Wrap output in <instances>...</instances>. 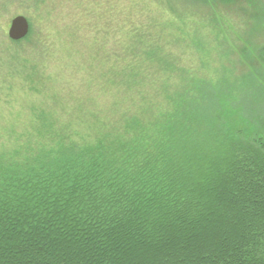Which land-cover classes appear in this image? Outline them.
Segmentation results:
<instances>
[{
	"label": "trees",
	"instance_id": "obj_1",
	"mask_svg": "<svg viewBox=\"0 0 264 264\" xmlns=\"http://www.w3.org/2000/svg\"><path fill=\"white\" fill-rule=\"evenodd\" d=\"M48 1L0 0V264H264V0L246 10L262 43H227L212 67L164 41L196 38L172 25L194 32L188 8L147 0L168 14L157 27L143 0H93L104 27L89 32L112 51L100 43V83L77 105L42 88ZM14 5L33 28L16 41L1 21Z\"/></svg>",
	"mask_w": 264,
	"mask_h": 264
},
{
	"label": "rangeland",
	"instance_id": "obj_2",
	"mask_svg": "<svg viewBox=\"0 0 264 264\" xmlns=\"http://www.w3.org/2000/svg\"><path fill=\"white\" fill-rule=\"evenodd\" d=\"M48 1V0H47ZM105 0H99L98 5L102 3L101 9H104L107 3ZM108 2V0H106ZM142 2L141 0H139ZM145 4L150 6V13L153 18H156L157 27L163 26L164 23L169 22L167 19V13L159 10L157 4L151 3L147 0ZM174 3L180 4L181 8H188V19L193 21L196 25L194 32L185 22H176L172 16V25L179 29L183 26L184 33L188 31L195 36L193 42L191 41H174V37L168 36L164 41H169L172 44L174 58L179 59L180 65L190 63H209L208 67L214 66L218 59L223 57L227 58L228 48L225 46L227 43H233L242 40H247L256 44L262 43L261 33L259 29L251 25L250 12L246 11L249 7V3L252 0H172ZM255 1V0H253ZM259 1V0H257ZM43 7H47L48 10L44 12V17L47 21V25L44 28L48 31L49 35V54L46 57L45 65L40 69V80H46V84L42 87L45 90H55L59 95H69L75 93L71 105H77V102L81 104H88L86 101L87 94H93L96 92L99 72L102 70V66H98L97 62L104 60V50H100L101 42H108L106 49L112 51L113 39L105 40L97 36L93 39L89 32V25L95 28L104 27V22L97 20L98 7L93 0H50L48 4L45 3ZM179 7V6H178ZM22 7L16 5L12 6L10 13L6 15L1 21L4 25L3 33L7 36V30L9 28L10 21L17 15H23L27 18L29 23V32H33L32 22L28 17L27 11ZM31 11L35 12L32 8ZM205 11L206 13H202ZM213 12L216 17L215 24L210 17L202 16L209 12ZM32 14V13H31ZM167 21V22H166ZM80 24L84 29H78ZM89 24V25H88ZM214 24V28H219L221 33H225L224 36L214 35L215 30L211 27ZM74 25V28L80 30L75 35L70 33V27ZM172 30V27L169 28ZM168 33L177 34V32L166 31ZM165 32V35H166ZM220 34V33H219ZM28 35V34H27ZM111 36V35H110ZM181 36V35H180ZM8 37V36H7ZM26 37V36H25ZM112 37V36H111ZM232 39V40H231ZM172 40V41H170ZM183 42H185L183 45ZM195 44H198L197 50H192V46L195 49ZM220 47V51L217 53ZM1 49V48H0ZM205 49V51H203ZM216 52V53H215ZM96 55V72L94 82L82 83V78L85 74H88L87 70L88 62L86 60L92 55ZM204 58V61L199 60L200 56ZM220 55V57L216 56ZM171 55V54H170ZM218 57V58H216ZM223 60V59H222ZM89 61V60H87ZM101 61V62H102ZM219 62V61H218ZM205 67L200 68L199 72H203ZM209 71V69H208ZM91 72V71H90ZM198 72V73H199ZM97 73V74H96ZM193 73V72H191ZM197 72L195 74H198ZM48 75V78L46 77ZM100 83V82H99ZM3 91V90H2ZM5 92L8 95L9 107H19L23 100L20 99V93L18 87L13 85L10 88H5ZM0 96H4L1 94ZM3 100V98H2ZM3 104H0V107Z\"/></svg>",
	"mask_w": 264,
	"mask_h": 264
},
{
	"label": "water",
	"instance_id": "obj_3",
	"mask_svg": "<svg viewBox=\"0 0 264 264\" xmlns=\"http://www.w3.org/2000/svg\"><path fill=\"white\" fill-rule=\"evenodd\" d=\"M29 32V23L25 16L17 15L10 21L9 28L7 30V36L11 40H20L27 36Z\"/></svg>",
	"mask_w": 264,
	"mask_h": 264
}]
</instances>
